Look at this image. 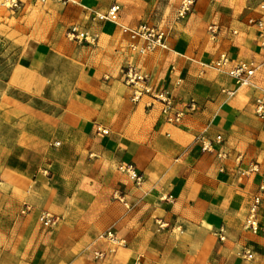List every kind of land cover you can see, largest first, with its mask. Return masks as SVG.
Listing matches in <instances>:
<instances>
[{
  "label": "crops",
  "instance_id": "1",
  "mask_svg": "<svg viewBox=\"0 0 264 264\" xmlns=\"http://www.w3.org/2000/svg\"><path fill=\"white\" fill-rule=\"evenodd\" d=\"M65 3L68 18L20 51L0 93V119L19 136L5 149L0 179V264H264L258 89L214 66L222 53L231 65L254 61V82L264 88L256 22L264 20V0H197L184 18L182 0ZM114 3L118 23L96 16ZM142 22L168 29V47L132 51L126 27ZM73 24L97 33L96 42L67 39ZM130 63L154 91L171 89L187 111L180 122L166 121L150 93L133 98L136 87L124 80ZM128 164L136 175L122 168ZM253 164L258 170L242 173ZM257 194L253 232L246 218ZM44 210L60 217L52 230L41 221ZM107 230L125 245L102 237Z\"/></svg>",
  "mask_w": 264,
  "mask_h": 264
},
{
  "label": "built area",
  "instance_id": "2",
  "mask_svg": "<svg viewBox=\"0 0 264 264\" xmlns=\"http://www.w3.org/2000/svg\"><path fill=\"white\" fill-rule=\"evenodd\" d=\"M46 1V0H42ZM67 1V0H63ZM197 0H182L181 6L178 11L180 18L186 17L194 8ZM14 4H17L14 3ZM121 6L119 3L111 5L106 13L98 12L96 16L101 19L111 20L118 23L119 10ZM261 29L260 34L264 37V20L259 19L256 21ZM129 33V41L127 46L136 53H148L157 50L158 48L168 47L169 30L162 25L153 22H142L135 27H126ZM68 37L71 40L86 41L88 43L96 42L98 34L90 31L89 29H82L79 25L73 24L68 29ZM232 58L227 53H222L220 57L214 62V66L217 68H226L229 75H231L238 85L240 86H253L258 89V93L255 97L256 109L261 117H264V88L258 86L254 82V76L256 73L257 65L254 61H238L231 65ZM124 80L127 84L136 87L133 98L138 100L143 92L150 93L152 97L159 101L162 105L161 111L166 121L171 123L180 122L186 114L185 109H179L176 107L173 93L169 88H162L154 91L148 85V75L144 73L137 65L128 64L124 69ZM187 108L194 110L197 108V101L194 98L187 104ZM104 133H108V129H101ZM203 149L212 150V142L202 137ZM224 140L221 134L216 136V141L222 143ZM59 144V141L55 142ZM228 151L222 149L218 151V155L221 157H227ZM122 168L127 170L132 175H136V170L133 164L123 165ZM258 167L253 164L248 170H243L242 173H248L250 171H256ZM138 179L141 176H137ZM264 190V177L260 185V191ZM262 198L260 194L255 195L254 200L250 206L249 213L246 218V227L253 232L259 230L258 213ZM25 212V210L23 211ZM40 218L45 226L53 227L60 221V217L54 213L44 210L40 213ZM102 237L107 238L114 244L125 245V241L117 236L112 230H107L101 234ZM100 254V253H99ZM101 255V254H100ZM138 264V263H137Z\"/></svg>",
  "mask_w": 264,
  "mask_h": 264
},
{
  "label": "rangeland",
  "instance_id": "3",
  "mask_svg": "<svg viewBox=\"0 0 264 264\" xmlns=\"http://www.w3.org/2000/svg\"><path fill=\"white\" fill-rule=\"evenodd\" d=\"M16 2L17 4H14ZM67 5L63 0H0L1 96L5 91L2 85L9 79L15 63L18 61L20 51L28 44L43 41L48 26L56 22L62 24L68 18ZM68 29L69 27L65 35L67 39L71 40L68 37ZM14 127V125H10L9 121L0 119V179L5 178V168L3 167L5 149L8 151L14 149L19 139V136L15 135ZM35 145V142L32 143L33 147ZM49 147H51L49 142L44 143L45 155H47ZM32 151L36 152L33 149ZM34 154L29 157L32 164L35 161ZM4 187V184L0 183L1 191L5 190ZM46 227L48 228V226ZM48 229L52 230L50 227Z\"/></svg>",
  "mask_w": 264,
  "mask_h": 264
}]
</instances>
